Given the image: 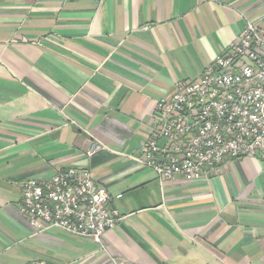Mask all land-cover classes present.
Here are the masks:
<instances>
[{"label": "crops", "instance_id": "0c3cea01", "mask_svg": "<svg viewBox=\"0 0 264 264\" xmlns=\"http://www.w3.org/2000/svg\"><path fill=\"white\" fill-rule=\"evenodd\" d=\"M246 20L264 29V0H0V264H264L259 156L195 181L133 158L157 101ZM89 135L104 146L90 156ZM71 167L122 216L100 244L37 232L19 210L23 181Z\"/></svg>", "mask_w": 264, "mask_h": 264}, {"label": "built area", "instance_id": "2783aa9c", "mask_svg": "<svg viewBox=\"0 0 264 264\" xmlns=\"http://www.w3.org/2000/svg\"><path fill=\"white\" fill-rule=\"evenodd\" d=\"M89 136L88 156L104 147ZM140 150L133 158L160 181L216 175L234 158L264 161V29L246 20L237 41L198 79L175 82L157 101L155 125ZM21 188L19 210L37 232L58 229L100 244L122 219L108 191L86 169L27 179Z\"/></svg>", "mask_w": 264, "mask_h": 264}]
</instances>
